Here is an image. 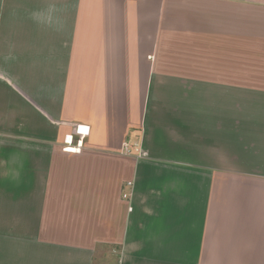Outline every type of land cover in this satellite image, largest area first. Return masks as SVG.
<instances>
[{"label": "crops", "instance_id": "crops-1", "mask_svg": "<svg viewBox=\"0 0 264 264\" xmlns=\"http://www.w3.org/2000/svg\"><path fill=\"white\" fill-rule=\"evenodd\" d=\"M0 264H264V0H0Z\"/></svg>", "mask_w": 264, "mask_h": 264}, {"label": "built area", "instance_id": "built-area-1", "mask_svg": "<svg viewBox=\"0 0 264 264\" xmlns=\"http://www.w3.org/2000/svg\"><path fill=\"white\" fill-rule=\"evenodd\" d=\"M78 128H79V129H77V131H78V132H81V131H80L81 127H78ZM66 142H68V143H71V142H72V136H71V135H67V136H66ZM65 149H66V150H73V149L75 150L76 147H75V146H74V148H72V147H65Z\"/></svg>", "mask_w": 264, "mask_h": 264}, {"label": "bare ground", "instance_id": "bare-ground-1", "mask_svg": "<svg viewBox=\"0 0 264 264\" xmlns=\"http://www.w3.org/2000/svg\"><path fill=\"white\" fill-rule=\"evenodd\" d=\"M74 150V149H73Z\"/></svg>", "mask_w": 264, "mask_h": 264}]
</instances>
